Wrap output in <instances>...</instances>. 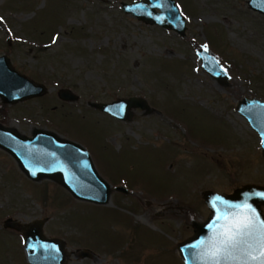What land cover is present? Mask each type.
<instances>
[{"label": "rangeland", "instance_id": "rangeland-1", "mask_svg": "<svg viewBox=\"0 0 264 264\" xmlns=\"http://www.w3.org/2000/svg\"><path fill=\"white\" fill-rule=\"evenodd\" d=\"M134 1L0 0V56L49 89L14 105L0 99V124L78 142L112 188L129 191L112 190L106 205L79 201L52 180H30L0 148V264H29L22 226L38 221L64 243L66 264H183L178 243L210 214L203 191L264 186L261 138L236 110L244 98L264 101V15L248 0H175L182 37L126 14L122 3ZM202 48L227 82L202 68ZM61 89L79 100L62 101ZM131 97L149 108L126 122L96 107ZM9 219L19 230L4 227Z\"/></svg>", "mask_w": 264, "mask_h": 264}, {"label": "water", "instance_id": "water-1", "mask_svg": "<svg viewBox=\"0 0 264 264\" xmlns=\"http://www.w3.org/2000/svg\"><path fill=\"white\" fill-rule=\"evenodd\" d=\"M248 6L254 12L264 15V0H248ZM126 14L133 15L139 21L174 31L185 37L187 34L186 17L175 0H138L122 3ZM202 68L207 74L220 81L227 82L228 70L208 48L197 52ZM49 89L20 73L7 55L0 56V99L4 105L44 97ZM58 96L65 102H77L79 96L69 89H61ZM96 107L120 121H129L132 110L148 109L146 100L138 97L118 99L110 103H99ZM236 110L250 123L261 138L264 157V101L257 98H244L238 102ZM0 148L11 154L22 172L32 181L49 179L64 187L75 199L97 205L110 202L112 190L129 194L122 186L112 188L98 172L93 158L83 145L62 138L55 132L36 129L31 137L0 124ZM202 198L210 214L203 222L193 221V235L178 243V253L184 264H201L202 251L206 247L217 225L224 223V216L233 213L250 215L251 210L264 219V186L249 184L236 189L232 194H219L212 190L202 192ZM241 205L240 208L229 207ZM247 205L248 207H243ZM220 217L217 220V217ZM5 222V228L17 229ZM43 221L35 223L34 228L24 232V243L29 264H66L68 253L64 243L57 238L48 239L43 233ZM205 241V245H200ZM196 245L197 247H193ZM259 255V250L254 253ZM89 252H81L82 258L90 257ZM255 264V262H251Z\"/></svg>", "mask_w": 264, "mask_h": 264}, {"label": "snow or ice", "instance_id": "snow-or-ice-1", "mask_svg": "<svg viewBox=\"0 0 264 264\" xmlns=\"http://www.w3.org/2000/svg\"><path fill=\"white\" fill-rule=\"evenodd\" d=\"M229 207L240 208L241 205ZM243 207H248L243 205ZM220 217H217L219 220ZM203 249L201 264H264V219L255 210L250 215L233 213L224 216ZM200 241V245H205ZM193 247H197L193 245ZM259 250V255H254Z\"/></svg>", "mask_w": 264, "mask_h": 264}, {"label": "bare ground", "instance_id": "bare-ground-1", "mask_svg": "<svg viewBox=\"0 0 264 264\" xmlns=\"http://www.w3.org/2000/svg\"><path fill=\"white\" fill-rule=\"evenodd\" d=\"M34 226H35V224H33V225H24V226H22V228H23L24 231H27V230H30V229L34 228Z\"/></svg>", "mask_w": 264, "mask_h": 264}]
</instances>
